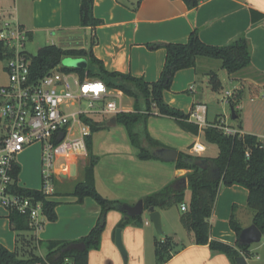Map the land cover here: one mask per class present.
<instances>
[{"label":"crops","instance_id":"0c3cea01","mask_svg":"<svg viewBox=\"0 0 264 264\" xmlns=\"http://www.w3.org/2000/svg\"><path fill=\"white\" fill-rule=\"evenodd\" d=\"M14 2L17 12L12 11L10 16L17 17L30 31L31 37L36 31H45L49 36L60 33L59 42H65L51 44L69 45L62 46L64 48L92 47L94 54L111 71L131 73L147 81H155L165 65L167 50L151 49L149 44L185 43L190 33L197 30L200 38L212 45H225L246 34L252 47L250 70L264 73V18L253 22L251 12L254 8L264 13V0H204L194 9H190L183 0H95L94 13L102 21L96 27L81 25V0H22L20 5L17 0H10L7 5ZM81 33L89 35V38L77 41L76 37ZM201 60L197 68L177 72L171 89L164 93L167 103L185 113L191 114L197 104L207 106L203 100L205 81L201 75ZM209 71L213 70L207 69L205 73ZM253 82L249 81V84ZM192 86L194 89H191ZM259 88H264V84L259 83ZM121 94L118 102L122 111H132L134 99L123 92ZM126 97L130 101L125 104ZM257 98L264 104L263 97ZM241 107L237 106V109ZM204 116L207 125L218 120L217 117L209 119L208 106ZM113 117L116 115L96 117L98 130L92 133L93 153L98 156L94 169L95 186L103 197L121 205H134L186 175L188 170L178 169L175 161L139 159L138 150L131 143L126 127L118 122L112 124ZM256 117L259 126L264 125V105L263 110L256 112ZM237 129L257 135L264 141V134L260 136L254 131L244 130L241 122ZM148 130L154 139L177 150L178 154L183 151L214 158L219 153L216 144L209 143L202 135L188 132L171 116H150ZM197 141L205 144V152L196 154L191 151ZM86 159L88 155L78 157L70 165L69 174H58L55 192L50 197L56 202L57 218L54 221L44 219L41 229L15 230L10 220L11 211L0 204V242L20 258L33 254L46 257L49 242L73 243L87 236L97 224L102 207L92 197L79 201L72 194L75 184L83 180ZM82 162L81 176L73 177L72 165L80 166ZM184 181L188 186V179ZM191 197L192 192L187 189L185 201L173 205L174 210L155 208L162 214L166 233L163 236L157 233L146 206L142 215L129 219L120 208L109 210L100 248L89 251L88 264H233L227 254L214 251L206 244L193 243L194 235L186 228L187 237H180L173 230L178 222L183 225L181 216L186 211L182 205L186 204L189 210ZM248 197L249 191L243 185L221 186L210 219L212 239L237 246L239 236L231 227V217H235L242 229L254 223L255 212L248 206ZM138 217L139 220H135ZM119 228L122 229L126 256L116 244ZM263 238L264 232L260 242L248 247L252 255L247 258V264H264ZM65 264L73 263L68 259Z\"/></svg>","mask_w":264,"mask_h":264},{"label":"trees","instance_id":"16d2710c","mask_svg":"<svg viewBox=\"0 0 264 264\" xmlns=\"http://www.w3.org/2000/svg\"><path fill=\"white\" fill-rule=\"evenodd\" d=\"M190 9L198 7L204 0H183ZM95 0H81L80 18L83 27H96L102 23L94 13ZM140 1L138 2V4ZM253 22L264 18V13L251 8ZM151 49L165 48L167 57L159 79L147 81L143 77H137L131 73L111 71L106 68L92 49L64 48L57 44H48L41 47L37 55L31 56V73L34 78H41L51 70L58 68L64 72H72L80 77H96L103 80L106 85L122 91L125 95L134 99L132 111H121L116 114L117 122L126 127L131 143L137 148V156L141 160L158 159L153 151L166 147L162 142L154 139L148 130V119L152 115H167L174 117L178 123L188 132L194 135H202L209 143L216 144L219 153L210 158L180 151L175 161L178 169H186L185 176L177 178L165 188L147 196L144 200L147 208H169L185 201L186 190L190 189L192 197L189 210L183 213L181 221L184 227L193 233V243L209 245L214 251L228 255L233 264H238V257L244 255L251 257L249 246L231 245L225 241L211 238V216L217 196L222 185L231 186L240 184L249 191L248 206L254 210V224L264 232V141L257 135L226 134L220 127V121L209 123L206 127L191 120V114L185 113L165 100L164 93L170 90L177 72L197 68L199 59L206 57L221 61V66L229 74L234 76L243 70L252 67V47L246 34L240 35L225 45H212L205 43L197 30L190 33L185 43H154L149 44ZM83 56L88 60V68L61 67L59 66L64 56ZM0 59L2 53L0 51ZM263 74L261 71L256 70ZM210 87L215 91L222 89L221 79L215 71H210ZM240 79V77H235ZM255 92L258 94L260 90ZM243 90L238 88L234 97L229 99L232 108L235 109L242 98ZM237 119L239 111L235 109ZM92 133L98 130L97 123L91 120ZM88 162L83 169V180L75 184L72 194L79 201L89 196L95 199L102 207L101 215L95 227L90 233L78 242H85L86 249L65 252L59 259L55 258L71 242L51 241L48 243L49 252L46 257L31 255L28 258H20L15 251L7 248L0 242V264H65L69 259L73 264H88L89 251L99 249L101 236L106 224V214L109 210L120 208L118 201L103 197L95 186V165L98 156L93 153L92 134L87 139ZM21 172L17 166L16 173ZM15 173V174H16ZM188 179V186L184 179ZM24 195L33 196L44 203V212L48 220L57 218L56 202L47 198L40 189L29 187L19 188ZM140 217L135 220H139ZM10 220L12 227L17 231L31 230L29 216L17 210L11 211ZM231 227L238 236L242 231L240 223L231 217Z\"/></svg>","mask_w":264,"mask_h":264},{"label":"built area","instance_id":"2783aa9c","mask_svg":"<svg viewBox=\"0 0 264 264\" xmlns=\"http://www.w3.org/2000/svg\"><path fill=\"white\" fill-rule=\"evenodd\" d=\"M7 1L0 0V61L5 63L2 70L8 77L0 84V204L28 215L34 229H41L47 218L44 203L19 191L26 186L16 173L18 156L29 146L41 145L40 191L50 198L58 174H69L70 165L88 155L87 139L92 127L87 120L95 122L98 116L121 112L118 100L122 91L108 87L99 78H82L58 68L34 78L31 56L25 49L30 31L17 17L10 16L12 11L17 12V5H7ZM226 95L233 94L227 91ZM206 111L205 104H197L190 118L206 127ZM220 127L226 134H243L223 122ZM191 151L199 154L206 151V146L197 141ZM182 209L187 211V205L183 204Z\"/></svg>","mask_w":264,"mask_h":264},{"label":"rangeland","instance_id":"374dc122","mask_svg":"<svg viewBox=\"0 0 264 264\" xmlns=\"http://www.w3.org/2000/svg\"><path fill=\"white\" fill-rule=\"evenodd\" d=\"M27 1V0H26ZM22 0H17V4H21ZM15 4V2H14ZM1 23V21H0ZM89 38V35L84 36V33L77 35L76 40L80 41L82 39ZM60 33H55L53 36H49L45 31H36L33 37H30L27 42L25 49L30 56L37 55L39 49L45 45L51 43L65 42L60 41ZM76 41V42H77ZM75 42V43H76ZM72 44V43H71ZM77 44V43H76ZM62 46H69L62 43ZM201 75L202 80L204 82V102L207 104L209 108V119L218 118V121L226 123L229 126L239 128V123H242V128L244 130L254 131L255 134H259L262 136L264 134V125L259 126V122H257L256 112L260 109L263 110V102L257 98V96L264 98V88L260 90L257 94L255 92L258 91L259 83L264 84V75L258 73L257 71L253 70H243L237 74H234L235 77H240V79H235L234 76H230L229 72L221 66V61L217 59H211L203 57L201 58ZM4 62L0 61V84L6 83L8 81V77L6 76L5 72L2 70L4 66ZM88 60L86 57L83 56H64L60 65L61 67H82L88 68ZM213 70L218 73L221 82H222V89L220 91L213 90L210 85V75L209 72L205 73V70ZM255 81L252 84H249V81ZM238 88H242L243 94L240 100V103L237 106H242L240 109L236 110L239 111L240 117L238 119H233L232 117V106L229 102V99L233 97V95L227 96L226 92L230 91L232 94L236 93ZM252 98H257L252 100ZM262 99V98H261ZM118 100V99H117ZM129 97L125 98V104L129 102ZM261 101V102H260ZM210 149H213L210 147ZM209 150L208 153H210ZM41 145L34 144L29 146L18 156V162L21 167L20 172V182L30 188L41 189L43 187V178H42V155H41ZM206 152V154H208ZM85 164H87L88 159H86ZM72 165V172L71 175L73 177H80L82 174V166ZM168 209H175V206H172ZM163 225V223H162ZM173 230H176L178 236L180 237H187L188 232L185 227L178 222V226H173ZM164 235L165 229L163 225ZM162 238V236H160ZM264 241V238L263 240Z\"/></svg>","mask_w":264,"mask_h":264},{"label":"water","instance_id":"95a60500","mask_svg":"<svg viewBox=\"0 0 264 264\" xmlns=\"http://www.w3.org/2000/svg\"><path fill=\"white\" fill-rule=\"evenodd\" d=\"M232 117L233 119H237V115L235 113V109L232 108ZM117 122V118L113 117L111 119V123L115 124ZM153 154L161 160L167 161V162H173L176 161L178 158V151L172 148H157L153 151ZM120 209L126 213V219H129L131 217L140 216L144 213L146 210L144 200H139L134 205H128V204H122L120 206ZM149 212V218L151 222L154 224L156 231L160 235H164L163 231V225H162V214L159 210H156L154 207H151L147 209ZM122 229L119 228L117 230L116 234V244L119 247L120 251L122 252L123 256L127 255V251L125 249V246L123 244L122 236H121ZM263 236L262 230L256 225L252 224L244 229H242L241 233L238 237V243L240 246H250L253 243H258L261 241ZM73 249L77 250H84L86 249V243L85 242H73L68 244L66 247H64L61 251H58L55 255L56 259H59L63 253L71 251ZM238 264H247V258L244 255H241L238 257Z\"/></svg>","mask_w":264,"mask_h":264}]
</instances>
